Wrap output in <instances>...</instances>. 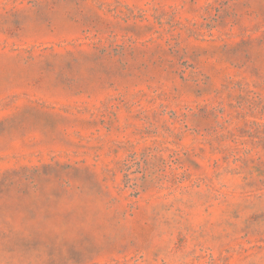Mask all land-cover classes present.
Segmentation results:
<instances>
[{
    "label": "rangeland",
    "instance_id": "rangeland-1",
    "mask_svg": "<svg viewBox=\"0 0 264 264\" xmlns=\"http://www.w3.org/2000/svg\"><path fill=\"white\" fill-rule=\"evenodd\" d=\"M0 264H264V0H0Z\"/></svg>",
    "mask_w": 264,
    "mask_h": 264
}]
</instances>
